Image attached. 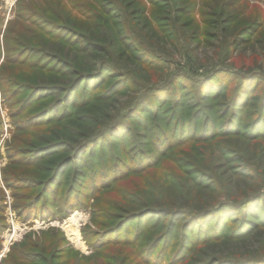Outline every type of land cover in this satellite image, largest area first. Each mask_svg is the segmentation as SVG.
Returning <instances> with one entry per match:
<instances>
[{"label": "trees", "instance_id": "trees-1", "mask_svg": "<svg viewBox=\"0 0 264 264\" xmlns=\"http://www.w3.org/2000/svg\"><path fill=\"white\" fill-rule=\"evenodd\" d=\"M177 1L181 0H71L68 6L63 0L62 4L55 0L61 8L51 6L61 13L59 18L65 23L45 18L44 0L17 1L15 16L7 22L0 38V99L9 108L14 126L13 142L6 151L8 162L2 167L1 177L11 189V207L24 220L37 216L52 218L57 213L66 216L69 209L85 204L83 197L92 193L103 195L115 184L126 182L129 195L122 201L127 205H121L126 215L113 214L119 218L103 227L94 239H90L91 233H84L95 250V258L110 256L103 252V246L109 252L117 248L118 252L111 256L112 264H264V244L242 252L219 253L215 248L222 241H235L264 231V181L237 185L235 195L229 191V199H222L213 193H223L232 177L249 174L245 163H233L230 179L213 184L212 180L204 183L211 177L200 170L202 161L196 154L184 161L185 172L179 170V165H168L175 150L205 144L213 150L208 152L210 156L217 152L215 143L237 138L251 144L254 156L264 157V89H260L264 71L248 69L244 56L240 65L245 71H230L223 65L234 62L232 52L237 46L257 43L258 51L254 49L250 59L262 67L264 5L252 1L264 3V0H189L182 5ZM237 3L241 4L240 11L229 12ZM197 8L202 16L208 17L202 22L207 21L206 26L215 28L205 29L202 34L206 43L212 39L208 44L223 52L219 64L201 78H192L183 71L172 74L169 85H156L142 93L123 117L102 132L86 134L84 125L94 122L93 114L89 113L94 107L89 104L91 101L110 100L128 83L136 86L134 78L115 66L116 45L124 44L126 48L133 45L132 57L143 65L163 66L158 57L144 51L143 45L138 46L136 41L137 46L133 41L125 43V37L95 40L91 29L79 27L83 19H95L93 27L105 32L110 25L115 35L125 30L124 24L136 27L140 24L157 32L153 23L167 21L174 25ZM243 13L251 15L243 16L245 24L234 34L232 24ZM70 14L75 18L70 19ZM190 24L185 20L172 30L179 27L184 31ZM199 24L198 21L188 33L185 43L200 37ZM43 27L46 34L60 43L54 52H45V41L37 44L38 31ZM2 29L0 18V32ZM24 31L31 39L24 38ZM62 31L69 34L64 36ZM230 33L233 34L229 40ZM177 39L176 34L174 44ZM64 46L69 55L62 52ZM31 55L35 57L30 58ZM187 83L194 84L195 94V101L189 106L186 91L173 93L176 86ZM56 94L59 95L44 104L45 99ZM171 95L170 104L160 106ZM217 104L223 107L215 110ZM88 105L87 115L77 119L76 113ZM56 110L60 113L56 114ZM149 111L151 117L147 119L144 114ZM38 128H42V135L36 137L33 132ZM127 138L137 144L134 151L127 147ZM128 150L133 152L124 159ZM81 153L88 154L89 164L83 169L75 164L71 175L60 179L62 169L74 164V158ZM52 156L58 159L47 158ZM237 159L240 157H230L229 161ZM209 160L206 167L218 168ZM147 177L152 178L151 183ZM250 177L256 179L254 175ZM205 188L208 190L204 191ZM210 193L212 200L206 196ZM3 201L0 198V233L7 226ZM57 207L58 211L54 209ZM151 217L154 221L147 223ZM133 221L136 228L131 231L128 224ZM161 226L165 229L156 231ZM17 245L7 253V264H57L53 261L55 255L46 254L45 247L37 241L26 238Z\"/></svg>", "mask_w": 264, "mask_h": 264}, {"label": "rangeland", "instance_id": "rangeland-1", "mask_svg": "<svg viewBox=\"0 0 264 264\" xmlns=\"http://www.w3.org/2000/svg\"><path fill=\"white\" fill-rule=\"evenodd\" d=\"M17 1L19 0H0V18L3 21V29L0 32V38H2L3 31L6 27L7 22L10 20H13L15 16L14 12V6L16 5ZM46 3L42 4L43 9L45 10V18L57 20L58 23H65V21L61 18H59L60 12H55L54 10L56 8L52 6H58L57 8H61L60 4H62V0H60V4H56L55 0H51L52 2H48L47 0H44ZM68 6H70L71 0H63ZM189 0H181L177 1L178 5H182ZM48 2V3H47ZM255 5H264V3L261 2H253ZM52 5V6H51ZM239 7H241L240 3H237L236 5H233L232 8H230L229 12L233 11H240ZM65 11V9H64ZM251 13L248 14H240L235 22L232 24L234 25V29L238 31L245 22H242L243 16L250 17ZM48 17V18H47ZM70 19L75 18L73 14H70ZM202 19H208V17H204L200 14L198 8L195 10V12H192L188 15H184L179 18V20L174 25H181L182 22L185 20L190 21V26L184 28V31L182 28H177L176 30H172V27L174 26L172 23H164V22H156L152 24V27H154L157 32H153L147 27H144L139 24V28L133 25H125V30L121 29L120 32H118V35H115V29L114 27H111L110 25L107 27V32L97 30L93 27L94 23L96 22L95 19H86L84 18L82 20L79 19V21H82L83 24H81L79 27L83 30L91 29L92 35L94 34V39L98 40L102 37H105L106 39H117L121 38V40H124L122 37H125V43H128L130 41H136L138 43V46H142L143 50L146 52L153 53L156 56V59L158 57V60L160 64L163 66L161 68L157 67H151L149 65H143L144 63H140L132 57L133 45L131 47H125L124 44H118L115 46V54H116V68L117 70L120 69V71L123 72V74L129 77H132L136 81V86L132 87L130 83L121 91L114 95V97L110 100H93L89 104L93 105L94 107L89 112L90 114H93L91 116V119L94 122L86 123L83 127V131L88 134L91 131L100 133L102 132L105 127H109L112 125V123L123 117L124 112L127 110L128 107H132L136 102L138 97L144 93L146 94L148 90H150L152 87L156 85H169L172 74L178 73L180 71L188 73L192 78H201L204 73H209V70L213 68L214 66L218 65L219 62L222 60V54L223 52L219 51L217 52L214 44H208L211 43L213 40L211 39L209 42H205L203 38V30L205 29H215L212 28V26L209 24L207 25V21L204 23L202 22ZM122 18L120 16L119 21L121 22ZM201 22V25L199 24V30L200 31V37L198 39L186 42L184 41L186 39V36L192 29L196 27V24ZM251 21V20H250ZM249 21V22H250ZM79 23V22H77ZM76 23V24H77ZM142 23V22H140ZM93 27V28H92ZM130 29L126 31V28ZM212 31V30H209ZM207 31L208 33H211ZM38 38L36 39L37 44L40 45L42 41H45L46 44L44 46L45 52L52 51L54 52L57 45H60V43L56 40V37L52 36L51 34H46L45 28H41V30L38 31ZM64 33V36H67L69 33H65V31H62ZM176 34H177V42L176 41ZM230 33L227 36V39L230 40L231 38ZM234 36V35H233ZM131 38L130 40L127 38ZM24 38L26 40L31 39V36L29 33H26L24 31ZM179 38L181 40V43L179 44ZM134 39V40H133ZM217 40L219 38L217 37ZM134 46H137L134 43ZM66 46L62 47V52L64 54L69 55L66 50ZM257 50V43H251L250 45L242 44L240 46H237L233 52L232 57L235 58L234 62H224L225 69H229L230 71H245L247 69H244L241 67V62L243 61L241 56L245 57V64L248 69L251 71H264V63H262V67L258 66V64L252 62L250 59V55L253 50ZM72 53L71 51H69ZM135 52V51H134ZM242 52V53H241ZM118 53L119 56H118ZM217 53V54H215ZM48 55V54H47ZM71 56V55H70ZM31 57H35L34 55H31ZM2 59L0 60V62ZM158 62V63H159ZM107 85V84H106ZM194 84L193 83H187L185 85H180V87H175L173 89V93L177 91H186V98L185 101L189 104L193 103L195 101V94L193 93ZM261 90L264 89V83L261 85ZM78 94H81V90L78 91ZM59 94H56L52 98L45 99L44 104L47 103L50 99H53L54 97H57ZM171 97L168 100H165L160 104V106H167L170 104ZM52 101V100H51ZM195 106V105H194ZM194 106L193 109H194ZM70 107V106H68ZM88 107L81 108L78 113H76V117L78 119L81 115H87L86 110H88ZM220 107H223L222 104H217L214 106L215 110L220 109ZM70 109V108H69ZM104 110V111H103ZM107 111V115H106ZM60 113L56 110V114ZM147 119L151 117V111L144 114ZM89 116V115H88ZM132 125H135L134 122L130 121ZM42 128L34 129V135L37 137L38 135H42L41 133ZM13 132H14V126L11 121V115L9 108L3 101L0 99V198L4 199L3 204H5V208L3 211V215L5 218V223L7 226L4 230L0 233V264H7V253L10 251L11 247L17 245L18 243L22 242L26 238L31 239L33 241H37L38 244H41L43 247H45V253L51 256V254L55 255L53 258V261L57 264H112L114 263L113 259L111 258L112 255L116 254L118 252L117 248H113L110 252L105 251L104 249L107 248V246H103V252L108 253V257H94L95 250L89 245V243L84 238V233H91V238L94 239L96 236L95 234L100 232L103 227L106 225H109V223H114L119 217V215L125 214L126 210L122 208L125 207L124 205H127V203L122 201V198L128 196V189L129 187L126 185V182H119L115 184L113 187L105 191L103 195L92 193L89 196L83 197L84 203L83 205L69 209L66 216H61L60 213H57L55 217L49 218V217H32L29 219H21L20 216L17 214V212L11 207V203L13 202V195L11 192V189L7 188L2 180L1 177V170L2 167H5L8 160L6 156V151L10 147L11 142H13ZM127 147L129 150H135L136 143L132 139L127 138ZM138 142V141H137ZM141 142V140H139ZM132 146V147H131ZM134 146V147H133ZM143 148V144L141 145ZM145 147L144 149H146ZM214 148L217 150L216 153L211 154L210 156H207L208 152L213 151L210 147L205 146V144H198L195 148H190L188 150H175L172 152L173 160L168 163V165H172L173 167H176L179 165V170L182 172H185V167L183 166L184 161L188 160L190 157V160L192 156L196 154L197 157H200V160L202 161L200 170L204 171L209 177H211L209 180H205L204 183H207L208 181L212 180L213 183H217L221 180H229L228 176L231 173V165L235 162H242L245 163L248 168L250 169L249 174H245L242 176L232 177L229 182H227L224 186L223 193L214 192L213 194H216L218 197L222 199H229L228 198V192L231 191L233 195L237 193V185L238 186H244V183H248L250 185L261 184V179L264 181V157H257L253 155L251 144L248 143L246 140L242 138H237V140H222L218 141L214 144ZM224 149L225 152H221L219 149ZM126 154V156H123L124 159H127L129 155L133 152H129ZM67 153V152H66ZM220 157L218 160H214L212 157ZM235 159L237 157H240V159L229 161V159ZM49 160L58 159L56 156L47 157ZM46 159V158H45ZM89 156L88 154L81 153L78 157L74 158V164L68 167H64L62 169V173L60 174V179L62 177H69L72 173V167H74L75 164L78 165V169H83V166H87ZM207 159H210L209 162L213 166H218V168H212L211 166L207 167L205 166V163H207ZM97 160L101 159L98 157ZM89 164V163H88ZM217 169V170H216ZM68 171V172H66ZM67 173L64 174L63 173ZM249 175V176H248ZM251 175H254L256 179L252 180L250 177ZM192 176V175H191ZM88 176H86L87 178ZM70 178H68L69 180ZM148 181H152L151 177L146 178ZM67 180V181H68ZM149 185V184H148ZM208 189L205 188L204 191H207ZM247 191H250V189L246 188ZM90 194V190L87 192ZM208 196V199L212 200L213 196L210 194H206ZM122 205V206H121ZM112 208H111V207ZM128 209H137L138 207H126ZM56 211H58V207L54 208ZM78 212L82 216V218L79 221L78 225V231L80 234V239L82 242L81 247L76 246L72 240L68 237L66 234V230L63 227L64 224L68 221L67 219L70 218L71 214L73 212ZM113 214L119 216L115 217ZM108 218V219H107ZM107 219V220H106ZM114 219V220H113ZM154 221V218L151 217L147 220V223H151ZM163 223H165V220H163ZM131 231H134L136 228L135 221L130 222L128 224ZM165 229V226H161L156 231H163ZM26 237V238H25ZM175 240H178V237L175 235ZM264 244V231L262 232H256L252 233L251 235L238 240H225L222 241L221 244L216 245L215 248L216 251H219V253H227L228 251L233 252H242L245 249H256L259 245ZM18 246V245H17ZM16 246V247H17ZM210 252L211 249H208ZM264 253V251L262 252Z\"/></svg>", "mask_w": 264, "mask_h": 264}, {"label": "bare ground", "instance_id": "bare-ground-1", "mask_svg": "<svg viewBox=\"0 0 264 264\" xmlns=\"http://www.w3.org/2000/svg\"><path fill=\"white\" fill-rule=\"evenodd\" d=\"M82 218V216L80 215V213L73 212L70 216L69 219H67L68 221L64 224V228H65V232L68 235V237L72 240V242L76 245V246H80L82 245L81 239H80V234L78 231V225H79V221Z\"/></svg>", "mask_w": 264, "mask_h": 264}]
</instances>
